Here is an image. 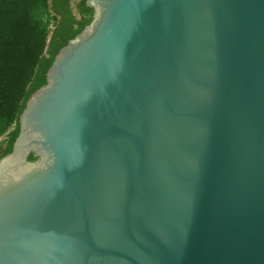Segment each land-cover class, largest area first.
I'll return each mask as SVG.
<instances>
[{
  "label": "water",
  "instance_id": "water-1",
  "mask_svg": "<svg viewBox=\"0 0 264 264\" xmlns=\"http://www.w3.org/2000/svg\"><path fill=\"white\" fill-rule=\"evenodd\" d=\"M0 157V264H264V0H84Z\"/></svg>",
  "mask_w": 264,
  "mask_h": 264
},
{
  "label": "trees",
  "instance_id": "trees-1",
  "mask_svg": "<svg viewBox=\"0 0 264 264\" xmlns=\"http://www.w3.org/2000/svg\"><path fill=\"white\" fill-rule=\"evenodd\" d=\"M69 1L0 0V135L12 127L0 157L10 151L18 115L27 97L45 83L54 55L90 21L84 0L75 5L77 19ZM47 11L56 19L48 41Z\"/></svg>",
  "mask_w": 264,
  "mask_h": 264
},
{
  "label": "rangeland",
  "instance_id": "rangeland-1",
  "mask_svg": "<svg viewBox=\"0 0 264 264\" xmlns=\"http://www.w3.org/2000/svg\"><path fill=\"white\" fill-rule=\"evenodd\" d=\"M78 0H70L69 1V7L71 9V13L73 14V16L77 19L78 15L76 14V3ZM47 18H48V34H47V41L50 37V34L52 32V30L54 29V26L56 24V19L54 17V15L52 14L51 11H47ZM12 127H10L4 134L0 135V152L3 149V147L6 144L7 141V133L9 132V130H11Z\"/></svg>",
  "mask_w": 264,
  "mask_h": 264
},
{
  "label": "flooded vegetation",
  "instance_id": "flooded-vegetation-1",
  "mask_svg": "<svg viewBox=\"0 0 264 264\" xmlns=\"http://www.w3.org/2000/svg\"><path fill=\"white\" fill-rule=\"evenodd\" d=\"M91 13H92V11H91Z\"/></svg>",
  "mask_w": 264,
  "mask_h": 264
}]
</instances>
